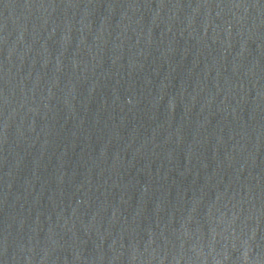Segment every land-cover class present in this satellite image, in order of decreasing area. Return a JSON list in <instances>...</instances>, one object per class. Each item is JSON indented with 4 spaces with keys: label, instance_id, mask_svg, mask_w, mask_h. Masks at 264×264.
I'll return each mask as SVG.
<instances>
[{
    "label": "water",
    "instance_id": "95a60500",
    "mask_svg": "<svg viewBox=\"0 0 264 264\" xmlns=\"http://www.w3.org/2000/svg\"><path fill=\"white\" fill-rule=\"evenodd\" d=\"M0 264H264V0H0Z\"/></svg>",
    "mask_w": 264,
    "mask_h": 264
}]
</instances>
